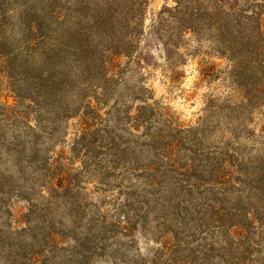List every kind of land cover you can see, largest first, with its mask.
<instances>
[{
  "label": "rangeland",
  "instance_id": "374dc122",
  "mask_svg": "<svg viewBox=\"0 0 264 264\" xmlns=\"http://www.w3.org/2000/svg\"><path fill=\"white\" fill-rule=\"evenodd\" d=\"M45 2L0 0V264H264L257 81L206 33L171 58L144 35L141 61L118 57L110 83L90 76L57 100L27 43ZM78 2L61 0L57 24L82 41ZM171 6L148 0L145 33Z\"/></svg>",
  "mask_w": 264,
  "mask_h": 264
},
{
  "label": "trees",
  "instance_id": "16d2710c",
  "mask_svg": "<svg viewBox=\"0 0 264 264\" xmlns=\"http://www.w3.org/2000/svg\"><path fill=\"white\" fill-rule=\"evenodd\" d=\"M78 1L89 17L87 37L82 41L65 28H58L57 22L65 18L67 11L59 6L61 0H47L39 10L27 12L32 18L27 24L28 33L33 35L27 43L39 45L40 53L51 63L41 71L39 86H48L57 100L90 76L94 90L98 88L95 77L101 85L110 83L109 68L116 65L118 57L141 61V54L133 56V52L144 35L160 42L171 58L187 33L208 34L216 52L232 62L231 73L255 79L257 90L264 93V0H171L172 6L158 13L147 33L144 17L148 0ZM45 35H49L48 40ZM80 99L84 108L95 112L89 101ZM83 116H87L86 112ZM259 160L263 162L254 181L264 187V157ZM244 218L245 227L253 228L254 220L248 215Z\"/></svg>",
  "mask_w": 264,
  "mask_h": 264
}]
</instances>
